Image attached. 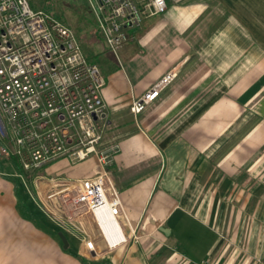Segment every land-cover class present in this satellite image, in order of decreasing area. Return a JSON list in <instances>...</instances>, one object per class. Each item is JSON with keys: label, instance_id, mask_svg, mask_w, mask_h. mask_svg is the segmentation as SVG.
I'll return each mask as SVG.
<instances>
[{"label": "crops", "instance_id": "0c3cea01", "mask_svg": "<svg viewBox=\"0 0 264 264\" xmlns=\"http://www.w3.org/2000/svg\"><path fill=\"white\" fill-rule=\"evenodd\" d=\"M167 2L168 12L129 29L120 60L102 40L118 62L101 70L104 143L120 146L107 169L127 241L110 247L90 213L76 215L78 234L59 245L64 264H264V0ZM171 70L175 80L134 113ZM87 162L89 176L102 171L96 157L63 158L47 173L88 177L73 175ZM19 204L0 177V220L24 219Z\"/></svg>", "mask_w": 264, "mask_h": 264}, {"label": "built area", "instance_id": "2783aa9c", "mask_svg": "<svg viewBox=\"0 0 264 264\" xmlns=\"http://www.w3.org/2000/svg\"><path fill=\"white\" fill-rule=\"evenodd\" d=\"M87 1L108 49L119 60L131 40L129 29L170 8L167 0ZM176 77V71L167 72L134 101L132 111L143 112ZM105 86L101 69L88 59L72 28L35 10L30 0H0V153L20 167L18 176L25 183L30 177L46 180L44 192L67 210L60 217L51 215L60 227L78 234L74 217L90 213L115 247L127 238L120 220L121 193L107 169L120 146L104 143ZM91 157L97 158L100 173L73 179L45 175L63 158L78 164ZM82 238L96 250L93 239Z\"/></svg>", "mask_w": 264, "mask_h": 264}, {"label": "rangeland", "instance_id": "374dc122", "mask_svg": "<svg viewBox=\"0 0 264 264\" xmlns=\"http://www.w3.org/2000/svg\"><path fill=\"white\" fill-rule=\"evenodd\" d=\"M30 3L35 10H44L72 28L88 59L101 70L105 65H118L117 60L105 50L104 38L87 0H30ZM92 165L91 162L81 165L73 175L89 176ZM20 173L14 161L2 157L0 153V177L14 183L24 217L22 219L16 212L8 211L6 216L9 221L0 220V264H64L66 260L61 254L59 245H63L59 232H64L71 242L72 235L62 229L51 215L60 217L61 212L67 210L57 202L58 198H50L44 192L46 180L37 181L30 177V181L25 183L18 176ZM45 175L56 176L54 173Z\"/></svg>", "mask_w": 264, "mask_h": 264}, {"label": "water", "instance_id": "95a60500", "mask_svg": "<svg viewBox=\"0 0 264 264\" xmlns=\"http://www.w3.org/2000/svg\"><path fill=\"white\" fill-rule=\"evenodd\" d=\"M59 235H60V237H61V239H62V241L64 243V248L68 249L69 248V241H68L67 236L65 235L64 232H60Z\"/></svg>", "mask_w": 264, "mask_h": 264}, {"label": "trees", "instance_id": "16d2710c", "mask_svg": "<svg viewBox=\"0 0 264 264\" xmlns=\"http://www.w3.org/2000/svg\"><path fill=\"white\" fill-rule=\"evenodd\" d=\"M16 166H18L17 164H15ZM19 167V166H18ZM20 168V167H19ZM21 170V169H20Z\"/></svg>", "mask_w": 264, "mask_h": 264}, {"label": "bare ground", "instance_id": "6f19581e", "mask_svg": "<svg viewBox=\"0 0 264 264\" xmlns=\"http://www.w3.org/2000/svg\"><path fill=\"white\" fill-rule=\"evenodd\" d=\"M113 244H115V243H113Z\"/></svg>", "mask_w": 264, "mask_h": 264}]
</instances>
